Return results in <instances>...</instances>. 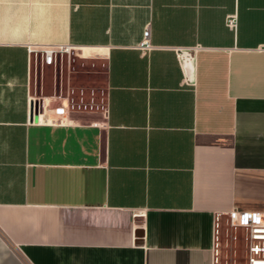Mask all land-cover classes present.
Segmentation results:
<instances>
[{"label": "crops", "instance_id": "obj_1", "mask_svg": "<svg viewBox=\"0 0 264 264\" xmlns=\"http://www.w3.org/2000/svg\"><path fill=\"white\" fill-rule=\"evenodd\" d=\"M235 213H264V0H0V264H219Z\"/></svg>", "mask_w": 264, "mask_h": 264}, {"label": "rangeland", "instance_id": "obj_2", "mask_svg": "<svg viewBox=\"0 0 264 264\" xmlns=\"http://www.w3.org/2000/svg\"><path fill=\"white\" fill-rule=\"evenodd\" d=\"M65 54L69 55V52ZM256 242L253 244L248 228L233 226L230 220L218 239V263L252 264L251 259L254 255L257 261L255 264H264V239ZM256 244L257 248L253 250L252 247Z\"/></svg>", "mask_w": 264, "mask_h": 264}, {"label": "built area", "instance_id": "obj_3", "mask_svg": "<svg viewBox=\"0 0 264 264\" xmlns=\"http://www.w3.org/2000/svg\"><path fill=\"white\" fill-rule=\"evenodd\" d=\"M227 25L229 28L236 31L238 28V16L236 14L230 15L227 19ZM138 47L144 53L156 48L151 41L150 26L145 29L143 39ZM70 49V46H59L57 48L48 47L42 51L44 53L45 60L48 63H52L56 54L70 52ZM231 221L233 226L246 227L250 230L253 244L257 243L256 240L264 239V213H235L232 215ZM256 248L257 244L252 247L253 250ZM251 262L252 264L257 263L254 258L251 259Z\"/></svg>", "mask_w": 264, "mask_h": 264}, {"label": "water", "instance_id": "obj_4", "mask_svg": "<svg viewBox=\"0 0 264 264\" xmlns=\"http://www.w3.org/2000/svg\"><path fill=\"white\" fill-rule=\"evenodd\" d=\"M37 113H38L37 104L33 103V119H34V117L37 116Z\"/></svg>", "mask_w": 264, "mask_h": 264}]
</instances>
